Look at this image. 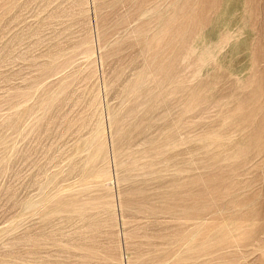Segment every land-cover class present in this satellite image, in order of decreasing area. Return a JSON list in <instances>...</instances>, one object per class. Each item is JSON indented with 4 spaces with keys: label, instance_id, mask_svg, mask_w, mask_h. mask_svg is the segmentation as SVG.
<instances>
[{
    "label": "rangeland",
    "instance_id": "1",
    "mask_svg": "<svg viewBox=\"0 0 264 264\" xmlns=\"http://www.w3.org/2000/svg\"><path fill=\"white\" fill-rule=\"evenodd\" d=\"M0 264H264V0H0Z\"/></svg>",
    "mask_w": 264,
    "mask_h": 264
}]
</instances>
